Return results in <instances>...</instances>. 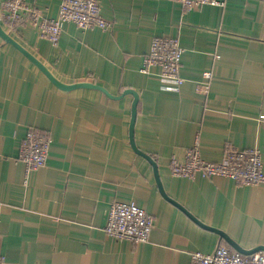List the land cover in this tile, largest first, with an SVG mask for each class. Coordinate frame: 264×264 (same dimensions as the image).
<instances>
[{"label":"crops","instance_id":"crops-1","mask_svg":"<svg viewBox=\"0 0 264 264\" xmlns=\"http://www.w3.org/2000/svg\"><path fill=\"white\" fill-rule=\"evenodd\" d=\"M99 1L109 28L68 22L56 42L27 14L13 25L0 20L60 81L96 83L113 95L59 88L0 37L2 264H191L192 251L211 253L220 245L236 251L227 237L243 249L264 247V183L191 179L169 167L172 155L183 158L198 139L210 161L222 159L228 146L257 147L264 169V0L187 11L176 0ZM25 2L40 18L57 16L59 0ZM154 35L179 40L178 89L158 67L140 70ZM126 89L138 94L135 145L155 160L165 194L180 206L162 195L153 166L130 144L134 96ZM29 127L46 132L51 143L45 165L27 171L18 153ZM114 201L152 214L147 240L105 233Z\"/></svg>","mask_w":264,"mask_h":264},{"label":"built area","instance_id":"built-area-1","mask_svg":"<svg viewBox=\"0 0 264 264\" xmlns=\"http://www.w3.org/2000/svg\"><path fill=\"white\" fill-rule=\"evenodd\" d=\"M183 11L201 5L223 6L226 0H176ZM0 20L14 24L24 18L37 26L40 33L56 42L66 23L72 22L80 29H107L111 22L101 13L99 0H59L58 13L55 18H40L37 9L27 6L25 0H3ZM183 49L177 37L154 35L148 52L143 57L140 70L151 73L158 67L157 74L164 80L171 81L178 89L184 82L180 74V63ZM205 79L210 78V71L203 73ZM202 86L207 89L208 82ZM51 143L49 135L35 127H29L19 144L18 159L24 163L27 171L42 167L46 163ZM173 175L188 178L201 176L204 178L223 176L232 178L240 185H257L264 183V169L261 151L257 147H227L222 159L210 161L203 158L198 147V139L189 147L183 158L172 155L169 160ZM154 217L134 202L114 201L111 203L104 227L108 236L127 239L134 243L148 239ZM191 264H264V253L257 251L243 255L226 245L218 246L211 253L192 251ZM4 258L0 255V264Z\"/></svg>","mask_w":264,"mask_h":264},{"label":"water","instance_id":"water-1","mask_svg":"<svg viewBox=\"0 0 264 264\" xmlns=\"http://www.w3.org/2000/svg\"><path fill=\"white\" fill-rule=\"evenodd\" d=\"M0 37L2 39H4L6 42H9L12 45H14L19 51H21L26 57H28L35 65H37L40 68V70L48 77V79L52 83H54L56 86H58L59 88L64 89V90H70V89L77 88V87H93V88H97V89L102 90L103 92L110 95L111 97L113 96V95L109 94L108 91L104 87H102L101 85H98L96 83H91V82H86V81H79V82H74V83H65V82L60 81L58 78H56L51 73V71L38 58H36L31 52H29L25 47H23L16 39H14V37H12L2 27L1 22H0ZM123 93H131L134 96V99H133L132 105H131V118H130V125H129V141H130V144H131V146L135 152H137L138 154L145 157L149 161V163L153 166L157 185H158V188H159L160 192L162 193V195H164V197H166L167 199H169L173 203H176L177 205H179L176 201H174L173 199H171L169 196H167L165 194V192L162 188L159 176H158L157 165H156L155 160L152 158V156L148 155L147 153L140 151L135 145V142H134V123H135L136 113H137L138 94L136 93V91H134L132 89H126V90H124ZM118 96H121V95H118ZM190 216L195 221H197L199 224H201L202 226L211 228L213 230L218 231L219 233H222V231H220L219 229H215V228L206 226L203 223H201L198 219L193 217L192 215H190ZM222 234H224V233H222ZM227 239L230 242V244L236 249L237 252L244 254V255H249V254L255 253L258 250H264L263 246H257V247H254L252 249H243L240 245H238L237 243H235L234 241H232L228 237H227Z\"/></svg>","mask_w":264,"mask_h":264}]
</instances>
